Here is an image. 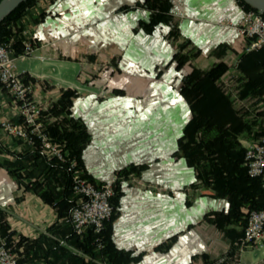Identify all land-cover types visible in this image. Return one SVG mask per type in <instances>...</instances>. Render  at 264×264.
<instances>
[{
  "label": "crops",
  "instance_id": "crops-1",
  "mask_svg": "<svg viewBox=\"0 0 264 264\" xmlns=\"http://www.w3.org/2000/svg\"><path fill=\"white\" fill-rule=\"evenodd\" d=\"M145 1L39 0L20 22L35 51L16 60L17 70L28 72L35 98L45 107L62 89H77L71 113L91 134L82 155L90 181L101 184L128 166H143L120 179L114 200L112 239L130 253L127 264H203V256L221 259L241 226L229 220L221 229L214 223L217 213H228L227 197L200 186L196 169L178 153L192 118L181 88L193 65L206 69L222 60L227 79L244 81L238 65L248 39L224 24L226 18L236 22L242 7L237 0H171V23L147 32L141 22L152 10ZM172 29L178 32L175 40ZM185 40L187 50L198 53L178 69L174 55ZM262 55L249 54L242 67L258 68ZM0 118L20 121L13 97L1 84ZM3 134L1 162L30 156L28 143ZM240 142L245 146L251 138ZM26 164L44 188L49 183L56 194L62 190L63 176L45 158ZM0 209L16 239L34 240L22 264H43L46 252L53 259L58 243L73 249L69 226L53 205L20 188L5 166H0Z\"/></svg>",
  "mask_w": 264,
  "mask_h": 264
},
{
  "label": "trees",
  "instance_id": "trees-1",
  "mask_svg": "<svg viewBox=\"0 0 264 264\" xmlns=\"http://www.w3.org/2000/svg\"><path fill=\"white\" fill-rule=\"evenodd\" d=\"M38 1L22 2L0 23V41L11 43L15 55L24 52L25 48L26 38L20 24L21 19L27 9ZM237 1L244 9L253 8L244 0ZM145 5L152 12L149 20L141 22L144 30L152 32L161 23H171V0H146ZM177 37V30L172 29L170 38L175 40ZM189 45L188 40L178 44V50L174 55L178 69L186 63H191L198 53L189 52L190 50H187ZM254 52L263 53L258 60L263 67L262 70L259 65L258 68L256 65L247 69L242 67L245 57ZM227 69L228 66L223 60L206 69L193 65L192 70L184 76L181 88V93L192 110V118L179 138L178 153L196 169L199 181L211 187L216 196L227 197L229 211L226 215L217 213L212 218L214 223L221 229L229 220L237 221L241 226L226 254L221 259L203 256V264H230L239 251L238 242L247 223L248 213L264 206V190L260 178L248 174L244 164L245 146L240 142L243 137L251 138V142L264 137V46L245 52L238 65L239 71L243 72L244 80L238 87L239 98H254L257 102V106L249 111L250 113L243 106L237 107L234 103L235 98L233 99L223 88L221 79ZM24 79L31 82L28 74ZM77 93V89L74 88L62 89L60 97L42 110L40 119L52 140L61 145L68 153V157L76 159L78 166L83 170L82 155L91 134L84 122L71 113V106ZM30 147L31 149L26 152V155L30 156H18L14 161H0V166H5L10 171L20 188L36 192L45 202L52 204L59 220L64 224V218L69 216L79 203V196L73 190L74 181L69 171V162L48 157L41 150L39 141ZM39 157L45 158L49 168L59 171L63 176V188L59 193L56 194L49 183L44 188L45 182L30 174L26 162ZM142 169L143 166L133 164L120 170L117 174L119 177L116 194L112 200L113 205L118 193L120 175ZM84 176L88 177L85 172ZM242 206L246 207L245 212L240 210ZM114 214L115 206L112 217L106 221L99 234L92 228H88L83 234H77L74 228L68 225L70 245L73 249L58 243L55 247L58 251L55 257L49 258L50 253L46 252L43 264H99L98 260H105L108 264L129 263L133 259L130 253L118 249L112 239L111 221ZM15 234L16 231L11 229L5 213L0 209V243L6 240L15 246L18 264H22L29 255L34 240L23 235H18L19 239H16ZM100 243L103 247L99 246Z\"/></svg>",
  "mask_w": 264,
  "mask_h": 264
},
{
  "label": "built area",
  "instance_id": "built-area-1",
  "mask_svg": "<svg viewBox=\"0 0 264 264\" xmlns=\"http://www.w3.org/2000/svg\"><path fill=\"white\" fill-rule=\"evenodd\" d=\"M224 24L235 28L248 39L244 47L245 52L264 46V16L255 8L242 7V13L236 22L226 18ZM24 44V52L15 55L11 43L0 41V84L13 97L20 116L18 122L0 118V132L20 138L30 145L39 141L41 150L47 156L69 162V171L74 181L73 190L79 196V203L63 222L71 225L77 234H83L88 228H92L99 234L106 221L113 215L112 200L116 194L119 176L116 174L101 184L90 181L84 176L76 159L68 157V153L62 149L61 145L49 136L40 119L42 110L46 107L35 98L34 84L24 79L28 72L17 70L16 60L31 56L35 51L31 40L26 38ZM244 164L250 176L260 178L264 190V137L247 144ZM238 244L242 248L250 245H264V206L248 213L247 223ZM99 246L103 247L101 243ZM98 263L108 264L105 260H98ZM0 264H18L16 248L6 240L0 243Z\"/></svg>",
  "mask_w": 264,
  "mask_h": 264
},
{
  "label": "rangeland",
  "instance_id": "rangeland-1",
  "mask_svg": "<svg viewBox=\"0 0 264 264\" xmlns=\"http://www.w3.org/2000/svg\"><path fill=\"white\" fill-rule=\"evenodd\" d=\"M81 69V66L78 67L76 70L79 72ZM69 72V71H68ZM226 77V75H224L221 79L222 82V86L223 88L229 92L232 96V98L234 99V103L237 107L239 106H243L244 108H247L248 113H250L249 111L253 110L256 106H257V102L255 101L254 98H239L237 92H238V87L239 85L235 83V81H233L232 79H230ZM6 138H11L10 135H2ZM242 144V143H241ZM247 145H245L246 147ZM84 172V171H83ZM124 177H126L125 175H120L119 180L123 179ZM87 178V177H86ZM200 186L205 187V188H209L207 186H205L201 181H199L198 183ZM239 247V251L236 255V257H234V259H232L230 264H264V246H258V245H250V246H245V247Z\"/></svg>",
  "mask_w": 264,
  "mask_h": 264
},
{
  "label": "water",
  "instance_id": "water-1",
  "mask_svg": "<svg viewBox=\"0 0 264 264\" xmlns=\"http://www.w3.org/2000/svg\"><path fill=\"white\" fill-rule=\"evenodd\" d=\"M26 0H1L0 1V23L11 14L22 2ZM261 14H264V0H244Z\"/></svg>",
  "mask_w": 264,
  "mask_h": 264
}]
</instances>
